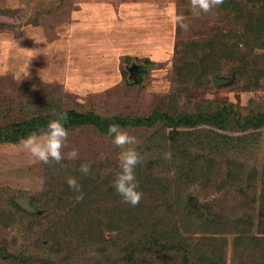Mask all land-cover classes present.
I'll use <instances>...</instances> for the list:
<instances>
[{"label": "rangeland", "instance_id": "374dc122", "mask_svg": "<svg viewBox=\"0 0 264 264\" xmlns=\"http://www.w3.org/2000/svg\"><path fill=\"white\" fill-rule=\"evenodd\" d=\"M233 2L241 9L219 6L213 14L195 18L189 0H0V128L11 130L18 121L47 116L51 105L56 111H92L105 117L143 116L157 108L195 113L224 103L243 116L264 109V46L252 44V38L264 40V30L252 32L264 23V0ZM176 14L186 17L188 31L178 27ZM240 32L249 36V44L237 41L232 50L202 44L207 56L211 53V66L205 69L188 70L174 61L179 36L215 43ZM132 67L135 76L144 70L142 81L130 77L126 69ZM233 74L227 85L213 82L214 75ZM120 128L137 137L139 144L131 147L140 153L152 139L161 142L158 129L169 131L161 123ZM66 129L63 152L74 148L79 157L65 159V167L33 161L20 145L25 137L0 142V264H183L180 243L193 246L191 262L196 264H207L202 258L212 250L218 264L250 260L252 244L241 240L242 234L225 218L247 214L258 223L264 195V130L262 141L246 140L243 147L227 152L223 146H196L191 151L200 159L213 156L220 165H226V153L242 156L248 169L257 172L251 184L242 179L226 186L219 171L210 177L219 185L204 184L201 178L194 182L185 175L177 183V172L194 163L185 159L179 171L173 165L158 169L148 161L157 153L147 157L145 152L135 169L143 196L133 207L112 187L121 151L112 137L93 123ZM85 162L91 166L88 176L78 170ZM68 176L78 180L84 193L83 204L75 210L79 202L66 183ZM15 195H33L44 213L19 209L12 201ZM246 195L252 203L242 202ZM193 196L210 210L192 214L198 210L184 202L195 206ZM254 231L261 234L257 227ZM158 233L164 244L160 248L146 241L151 235L158 238Z\"/></svg>", "mask_w": 264, "mask_h": 264}, {"label": "trees", "instance_id": "16d2710c", "mask_svg": "<svg viewBox=\"0 0 264 264\" xmlns=\"http://www.w3.org/2000/svg\"><path fill=\"white\" fill-rule=\"evenodd\" d=\"M225 9H232L234 10L237 5L233 0H224V3L221 5ZM241 9L237 7L235 10ZM256 30L262 31L264 30V23L260 26L259 29H252V32L255 33ZM182 31V29H181ZM184 31V30H183ZM230 35V34H229ZM226 36L215 43L204 40L203 37L200 38H194L190 41L183 40L184 38L179 36L176 38L175 43V63L179 67V65H183L185 69H192L202 67V69H205L206 65L209 64L208 58L210 56V52H208L209 56L206 54V48L202 44H206V46H215L222 50H232L236 48L238 45L237 41L244 42L245 44H249V36L245 34V32H240L239 34H236L235 36L232 34L233 37ZM262 35V33H261ZM257 36V35H256ZM253 42L252 44H263L261 46H264V40L259 38H252ZM216 44V45H215ZM188 52V54H187ZM192 55V57H188L189 55ZM127 59H130V56H127ZM146 62H149L150 59L146 58ZM153 62V61H150ZM126 71H130L131 75L130 77L135 80V82H140L143 79L144 70L141 68L136 76L132 75L131 69H126ZM205 72V71H202ZM201 72V73H202ZM48 104H45V106ZM44 106V107H45ZM43 107V108H44ZM47 108V107H46ZM57 109L53 108V105L48 107V112H50L47 116L45 115H35L31 119H26V122L24 121H18L12 125V127L9 129V126L6 128H0V142L5 141H17L21 139L22 137H27L32 132H40L41 130H46L47 124L50 120L55 119L57 114L59 113H66L67 114V123L64 125L66 128H73L76 125L80 124H86V123H93L97 127H99L103 132L108 133L109 125L111 124H117L121 126H133V127H140V126H146V127H155L157 124L161 123L165 129H169L168 132H165L164 129L160 128L158 129V133H160V141L158 143L154 141L153 139L148 142V145L146 146V149L140 153L141 155L146 152L147 157L151 154L157 153L156 155H152L148 161L152 164L155 163V166H158V169H161L160 167L167 166L173 167L175 166L176 171H179V168L183 167L182 161L185 159L188 160L189 163H194L193 166L190 168H187L186 171H183L181 173L177 172V183L181 182L182 175L187 176L189 179L197 180L201 178L202 183L205 184H212V185H219V181H211L210 177L211 174L213 175V172L218 171L224 174L225 178L223 183L225 185H236L240 183L242 179H246L248 184H251L256 179V169L251 168L248 169L249 165L246 162V159L242 160V156L233 155L230 156L227 153L225 154L226 159V165H220L218 160H216L213 156H202V159H204V162H201L198 154L195 156H192V149H194L196 146H205V147H211V148H220L223 146L221 150H224L227 152L230 149L240 148L243 143L248 140L249 142L254 141H262V131L264 130V109L255 111L253 114L248 116L239 115L237 109L233 105H228L226 103L219 105L214 110H205V111H198L195 113L191 112H177V113H171L169 111H165L161 108H157L154 110L151 114L143 115V116H122V115H114L112 117H105L100 114H97L95 112L89 111V112H83L78 111L75 109H62L61 111H56ZM206 131V132H205ZM226 131H232L233 134H229ZM236 133L242 134L237 135ZM243 147V146H242ZM165 152H171L172 158L171 160H166L163 158ZM185 156V157H184ZM240 158V159H238ZM203 161V160H202ZM189 166V164H188ZM203 167V168H202ZM172 168V167H171ZM206 171V172H205ZM196 173H200L201 175H195ZM219 174V173H218ZM245 177V178H244ZM214 178H216L214 176ZM219 178V176L217 177ZM216 178V179H217ZM53 191V190H52ZM264 193V183H263V189ZM262 193V195H263ZM54 194H59L58 192H54ZM18 196L23 195H15V197L12 198L13 204L16 205L19 209L40 215L39 213H44L43 206L40 207L38 204H36L33 201V195H26L25 197L30 198V204L33 206V210H29L25 207H23L17 200ZM244 196L243 203H252L250 199L252 197ZM194 197V196H193ZM264 195L261 196V205L258 209L257 218L258 223L253 222L251 220V217L247 214L239 219L233 220V218H229L226 216L225 219H227V222L230 224V226H235L237 228V231H239L242 234V237H240L241 240L245 241L246 243L249 241V243L252 244V248L250 251V260L248 259L242 260L241 264H258L257 262L260 260L261 264H264ZM193 199H196L195 197ZM186 206H188L190 209L193 208V211L191 210L192 214H195L199 211L201 214L203 212L201 209H203L205 212L210 208L208 207L207 203H198L196 199L195 206L194 204L187 205L186 202H184ZM83 204L82 201L79 202L75 208H77L79 205ZM184 205V206H185ZM185 206V209H186ZM189 208L187 210L189 211ZM191 215V214H190ZM218 216V215H217ZM250 218V220H249ZM256 226L259 230L260 235L254 231V227ZM160 237L161 234L158 233V238L152 235L147 237L146 241L150 242L151 244L158 245V248L163 247L164 244L160 243ZM188 244L182 245L181 243L177 245L178 252H181V259L183 260V264H196L191 262V257L193 256V246L187 247ZM167 247L170 248L168 245ZM183 251H180V250ZM7 249L3 250V253H7ZM205 256V255H203ZM218 255L217 253L212 250L210 255L205 256V258H202L203 262H206L207 264H218ZM33 264V262H30Z\"/></svg>", "mask_w": 264, "mask_h": 264}, {"label": "clouds", "instance_id": "9594fccd", "mask_svg": "<svg viewBox=\"0 0 264 264\" xmlns=\"http://www.w3.org/2000/svg\"><path fill=\"white\" fill-rule=\"evenodd\" d=\"M192 15L199 18L202 14H213L224 3V0H189ZM175 22L178 27L184 31H188L190 25L186 23V17L182 14L175 15ZM67 123V114L59 113L55 119L48 122L46 130L40 132H32L27 137L22 138L20 145L22 150L33 160L42 162L45 165L55 162L61 167L67 165L62 162L67 159L74 161L79 157L77 149H72L67 153L63 152L68 139V130L64 126ZM108 134L112 137L114 146L121 149L118 157V171L112 182L115 192L122 198V202L130 206H137L143 196L138 190L139 182L136 178L135 169L143 161V156L132 145H138L137 137L130 135L127 131L121 130L117 124H111L108 128ZM164 159L171 160V152H165ZM79 172L88 176L91 173L89 163H81ZM68 187L73 190L76 195L77 202L84 199L82 185L73 176L66 178Z\"/></svg>", "mask_w": 264, "mask_h": 264}, {"label": "water", "instance_id": "95a60500", "mask_svg": "<svg viewBox=\"0 0 264 264\" xmlns=\"http://www.w3.org/2000/svg\"><path fill=\"white\" fill-rule=\"evenodd\" d=\"M134 68H131L132 75L135 76ZM235 78V75L231 76H219V75H214L213 76V82L216 86H221V85H227L229 84L233 79ZM18 202L25 208L29 210H33V206L30 204V198L29 197H22L18 196L17 197Z\"/></svg>", "mask_w": 264, "mask_h": 264}]
</instances>
